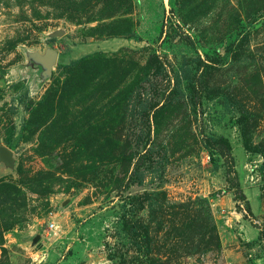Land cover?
I'll use <instances>...</instances> for the list:
<instances>
[{
  "label": "rangeland",
  "instance_id": "obj_1",
  "mask_svg": "<svg viewBox=\"0 0 264 264\" xmlns=\"http://www.w3.org/2000/svg\"><path fill=\"white\" fill-rule=\"evenodd\" d=\"M1 146L0 264H264V0H0Z\"/></svg>",
  "mask_w": 264,
  "mask_h": 264
},
{
  "label": "water",
  "instance_id": "obj_2",
  "mask_svg": "<svg viewBox=\"0 0 264 264\" xmlns=\"http://www.w3.org/2000/svg\"><path fill=\"white\" fill-rule=\"evenodd\" d=\"M58 54L55 51H48L45 56L39 57L47 68V72L51 73L53 65L56 63ZM14 161L13 153L6 147H0V163L12 165Z\"/></svg>",
  "mask_w": 264,
  "mask_h": 264
},
{
  "label": "crops",
  "instance_id": "obj_3",
  "mask_svg": "<svg viewBox=\"0 0 264 264\" xmlns=\"http://www.w3.org/2000/svg\"><path fill=\"white\" fill-rule=\"evenodd\" d=\"M256 198H257V205H258L257 209H255L254 205L251 202V206L253 208V212L254 213L257 212V211H259V208H260V200H259L258 195H256ZM251 234H252L251 239L257 238L258 235H259V230H257V229L255 231L253 230Z\"/></svg>",
  "mask_w": 264,
  "mask_h": 264
},
{
  "label": "trees",
  "instance_id": "obj_4",
  "mask_svg": "<svg viewBox=\"0 0 264 264\" xmlns=\"http://www.w3.org/2000/svg\"><path fill=\"white\" fill-rule=\"evenodd\" d=\"M244 198H245V197H244ZM245 199H246V198H245ZM247 202H248V201H247ZM247 207H248V212L252 214V210H251V206H250L249 202L247 203ZM263 234H264V233L261 231V233H260V235H259V238H260V239L262 238Z\"/></svg>",
  "mask_w": 264,
  "mask_h": 264
},
{
  "label": "bare ground",
  "instance_id": "obj_5",
  "mask_svg": "<svg viewBox=\"0 0 264 264\" xmlns=\"http://www.w3.org/2000/svg\"><path fill=\"white\" fill-rule=\"evenodd\" d=\"M40 61H42L41 59H40ZM43 62V61H42Z\"/></svg>",
  "mask_w": 264,
  "mask_h": 264
},
{
  "label": "built area",
  "instance_id": "obj_6",
  "mask_svg": "<svg viewBox=\"0 0 264 264\" xmlns=\"http://www.w3.org/2000/svg\"><path fill=\"white\" fill-rule=\"evenodd\" d=\"M209 158V157H208Z\"/></svg>",
  "mask_w": 264,
  "mask_h": 264
}]
</instances>
